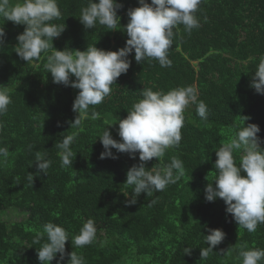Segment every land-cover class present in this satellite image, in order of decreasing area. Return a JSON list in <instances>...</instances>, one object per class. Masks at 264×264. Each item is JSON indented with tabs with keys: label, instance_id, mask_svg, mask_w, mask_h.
I'll return each instance as SVG.
<instances>
[{
	"label": "trees",
	"instance_id": "1",
	"mask_svg": "<svg viewBox=\"0 0 264 264\" xmlns=\"http://www.w3.org/2000/svg\"><path fill=\"white\" fill-rule=\"evenodd\" d=\"M117 3L123 5L117 13L121 18L117 31L100 25L85 30L79 15L87 0H58L62 18L53 22L64 23L66 29L53 40V47L85 51L95 45L113 52L125 47L126 13L140 5L138 0ZM196 15L201 26L191 34L183 25L174 29L171 67H161L155 60L138 64L133 51L127 73L117 78L111 94L95 106L99 119L90 118V108L79 128H70L77 116L72 105L79 90L53 83L44 68L50 51L33 62L21 60L14 48L25 26L0 19L6 33L0 48V86L11 98L7 113L0 116V146L10 150L9 158L0 162V215L9 211L25 215L17 223L0 219V264H41L37 248L45 240L33 241L45 223L64 227L71 239L89 218L98 229L96 242L84 248L72 247L70 240L65 245L66 253L83 255L87 264H242L238 258L241 244L264 249V224L248 233L226 214L222 199L205 200V188L217 175L215 151L231 141L235 130L255 124L264 141V95L250 87L264 57V0H203ZM185 86L196 88L198 100L207 105L208 118L201 119L196 105H189L179 148L169 149L160 160L153 158L146 168L166 166L176 156L183 161L186 174L163 192L150 197L142 193L135 205H126L132 193L124 185L126 174L140 162L139 153L132 159L112 149L116 159H100L104 149L99 138L109 127L112 138L120 141L118 122L142 99L143 88L167 93ZM71 134L76 135L71 145L73 164L61 168L55 144ZM260 146L264 148V143ZM37 151H47L46 158L53 161L47 176H35ZM236 159L238 163L239 153ZM28 174L34 175L33 184ZM208 229H221L225 238L201 260ZM186 247L192 248L191 255H184ZM221 250L222 255L215 254Z\"/></svg>",
	"mask_w": 264,
	"mask_h": 264
},
{
	"label": "clouds",
	"instance_id": "2",
	"mask_svg": "<svg viewBox=\"0 0 264 264\" xmlns=\"http://www.w3.org/2000/svg\"><path fill=\"white\" fill-rule=\"evenodd\" d=\"M203 0H138L139 7L131 8L126 15L129 18L124 32L128 39L125 47L113 52L88 45L85 51L56 50L53 40L59 38L66 29L64 23L53 21L62 18L58 0H0V19L14 25L25 26L22 34L16 37L14 48L17 56L26 63L39 60L42 53L51 52L47 56L44 68L51 74L53 83L78 89L72 111L77 113L70 128H79L85 118L99 119L95 106L104 102L111 94L112 86L122 74H126L131 66L129 55L135 53L138 64L157 61L161 67H171L169 50L173 45L178 26L191 34L201 24L196 15ZM123 5L117 0H87V6L80 9L79 21L85 30H93L97 25L110 31L120 27L118 11ZM5 30L0 27V48L5 44ZM75 77V80L71 78ZM250 87L256 93L264 95V57L260 58ZM0 86V116L8 111L10 96ZM142 99L127 111V117L119 120L118 135L120 141L112 138L105 129L100 136L104 151L100 159L117 157V153H126L135 159L139 153V163L134 164L126 174L124 185L132 189L126 205H135L142 194L147 197L156 192H163L169 185H174L185 176L184 163L176 156L163 167L146 168L147 162L153 158L160 160L169 149L179 148L182 140L181 129L184 126V111L189 105H196V114L203 120L208 118V108L204 101L198 100V92L193 86L174 88L167 93L143 88ZM244 120L248 118H243ZM3 125L0 124V128ZM259 126L248 124L238 128L229 143H224L217 151L214 167L216 178L205 188V200L215 202L222 199L226 205V214H230L240 229L255 233L259 225L264 224V148L258 137ZM76 135H66L61 142L55 144L59 149L60 167L69 168L73 164L74 152L71 145ZM31 147V146H30ZM46 152L35 153V176H47L53 161L46 158ZM239 153L237 163L236 154ZM10 156L7 146H0V162ZM32 165V166H33ZM242 173H246L243 176ZM19 178L17 177V181ZM27 180L33 184L34 175L28 174ZM152 204L156 203L152 200ZM95 220L89 218L83 223L79 233L69 239L68 231L55 223L48 222L42 226L33 243L40 244L37 256L41 264H62L67 255V264H87L83 255L72 251L66 253L65 245L71 241L72 247L84 248L97 240ZM209 234L203 236L207 247L200 248L201 260H205L213 249L225 238L221 229H208ZM46 238V239H45ZM184 255H191L192 248H184ZM59 254V259H57ZM218 255L223 254V250ZM238 258L242 264H264V249L249 248L247 243L241 244Z\"/></svg>",
	"mask_w": 264,
	"mask_h": 264
},
{
	"label": "rangeland",
	"instance_id": "3",
	"mask_svg": "<svg viewBox=\"0 0 264 264\" xmlns=\"http://www.w3.org/2000/svg\"><path fill=\"white\" fill-rule=\"evenodd\" d=\"M25 217V215H24ZM23 215L16 212H7L6 214L0 215L1 220H5L8 223H17L24 219Z\"/></svg>",
	"mask_w": 264,
	"mask_h": 264
}]
</instances>
